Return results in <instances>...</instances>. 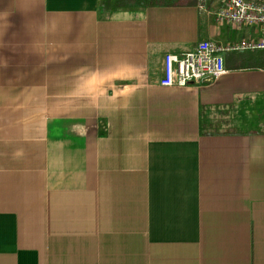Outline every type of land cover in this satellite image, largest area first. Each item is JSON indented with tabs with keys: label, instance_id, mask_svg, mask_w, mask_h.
I'll return each mask as SVG.
<instances>
[{
	"label": "crops",
	"instance_id": "0c3cea01",
	"mask_svg": "<svg viewBox=\"0 0 264 264\" xmlns=\"http://www.w3.org/2000/svg\"><path fill=\"white\" fill-rule=\"evenodd\" d=\"M102 1L0 0V264H264V50L160 86L166 54L261 32Z\"/></svg>",
	"mask_w": 264,
	"mask_h": 264
},
{
	"label": "built area",
	"instance_id": "2783aa9c",
	"mask_svg": "<svg viewBox=\"0 0 264 264\" xmlns=\"http://www.w3.org/2000/svg\"><path fill=\"white\" fill-rule=\"evenodd\" d=\"M221 3L222 8L216 15L221 24L258 29L262 38L257 41L244 40L224 47L204 41L181 55L166 54L161 87L184 88L209 79L217 80L227 73L225 53L264 50V3L256 0H221Z\"/></svg>",
	"mask_w": 264,
	"mask_h": 264
},
{
	"label": "trees",
	"instance_id": "16d2710c",
	"mask_svg": "<svg viewBox=\"0 0 264 264\" xmlns=\"http://www.w3.org/2000/svg\"><path fill=\"white\" fill-rule=\"evenodd\" d=\"M185 3L186 0H103L102 6L105 9L114 10L117 8L149 7L156 5L177 6Z\"/></svg>",
	"mask_w": 264,
	"mask_h": 264
}]
</instances>
